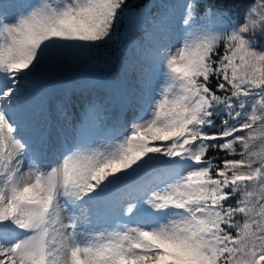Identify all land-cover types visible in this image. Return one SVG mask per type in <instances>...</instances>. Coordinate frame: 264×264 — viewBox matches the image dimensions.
Here are the masks:
<instances>
[{"label": "snow or ice", "instance_id": "obj_1", "mask_svg": "<svg viewBox=\"0 0 264 264\" xmlns=\"http://www.w3.org/2000/svg\"><path fill=\"white\" fill-rule=\"evenodd\" d=\"M7 4L0 264H264V0L243 22L202 0L146 14L129 0H32L13 16ZM125 20L133 49L155 53L156 87L133 92L139 112L111 139L46 161L22 98L45 72L99 54Z\"/></svg>", "mask_w": 264, "mask_h": 264}, {"label": "rangeland", "instance_id": "obj_2", "mask_svg": "<svg viewBox=\"0 0 264 264\" xmlns=\"http://www.w3.org/2000/svg\"><path fill=\"white\" fill-rule=\"evenodd\" d=\"M32 0H6L8 13L10 16L17 14L20 11L21 5H26L31 3ZM184 3V0H175L172 5H175L176 9L179 10L180 5ZM12 5L14 7H12ZM134 23V22H132ZM134 39V38H133ZM168 38L166 37L165 40ZM135 42L139 44V39L135 38ZM174 42V41H173ZM133 44V40L131 41ZM132 48V47H131ZM133 49V48H132ZM134 53H130V57H128L124 65L131 59L136 61V69L135 74L129 69L127 76L125 77L124 72H122V76L119 80L121 86L116 90L115 81L110 75H102L99 65H102V60L99 57V54L94 57L78 59L75 62L70 64L61 66L59 68H55L53 70L45 72L42 79L37 81L35 85L30 89L29 96L31 97L30 104L26 109V112L22 114L23 121H28L30 124L28 126V131L30 134L35 133V145L39 146V151L42 152L46 161H51L59 157L62 148H67L69 144L76 143L77 136L79 131H83L84 134L80 135L81 139L84 138H93L96 140L97 144L101 142H106L111 139L112 136L102 135L99 131L96 132L95 119L102 112V109L98 111H92V119L83 121L82 117L78 119L75 123H70V125L81 124L73 130H67L63 125L64 118L67 119L66 111V103L61 105L60 103H56L55 106L47 103L46 109L41 114L39 119L36 118L37 108H42L45 99L47 98L46 94L42 95V100L39 103L38 98L41 95V91L52 88L53 94L58 86H65L70 84H76L84 87L82 89L83 92L86 93V96L83 97L85 101H91V95L88 93V87L92 86V83L97 85V87L104 89L106 86H110L112 88V92L109 94L111 99L107 102L108 110H111L110 114H114L115 109L112 108L113 96L115 95L118 98V101H124L125 105L130 106L129 110L131 112V117H129L128 122L130 123L133 118L139 112L138 107L133 98V92L138 91L139 88L146 87L149 91L152 88H155L157 85V81L159 79V70L155 61V53L147 50V47L144 51H140L139 49ZM88 84V85H87ZM81 89L80 87H77ZM47 93V92H45ZM77 101H79L82 97L79 95H75ZM96 100V99H95ZM131 102L130 104H128ZM20 102V107H21ZM56 113V120L51 124L48 120V111L54 109ZM79 111V109H76ZM82 112H85L83 110ZM91 117V113L86 112L83 114V118ZM100 122V121H97Z\"/></svg>", "mask_w": 264, "mask_h": 264}, {"label": "trees", "instance_id": "obj_3", "mask_svg": "<svg viewBox=\"0 0 264 264\" xmlns=\"http://www.w3.org/2000/svg\"><path fill=\"white\" fill-rule=\"evenodd\" d=\"M150 0H129V4L134 6L135 9L141 10V7L144 4L148 3ZM171 0H155V5L157 10L164 3H168ZM224 4L226 3L229 15H237L239 18H242L245 12L248 9V6L252 3V0H202V4L212 5V4ZM145 7V6H144ZM143 9V8H142ZM119 35L117 38H114L112 42L106 45L100 50V58L102 60V65L105 64L107 60L108 64L112 62L113 65H116L123 55L122 52L127 51L128 48V38L123 33V26H118ZM107 64V65H108ZM104 69V67H103ZM219 121H217L218 123ZM210 155H215V153H209ZM221 155H223L221 153Z\"/></svg>", "mask_w": 264, "mask_h": 264}, {"label": "bare ground", "instance_id": "obj_4", "mask_svg": "<svg viewBox=\"0 0 264 264\" xmlns=\"http://www.w3.org/2000/svg\"><path fill=\"white\" fill-rule=\"evenodd\" d=\"M68 92H69V90L67 89L66 90V95H65L66 98L68 97V94H67ZM83 110H86L85 107H81V111H83ZM80 117H81L80 115L79 116H74L70 123H75L76 121H78V119Z\"/></svg>", "mask_w": 264, "mask_h": 264}, {"label": "water", "instance_id": "obj_5", "mask_svg": "<svg viewBox=\"0 0 264 264\" xmlns=\"http://www.w3.org/2000/svg\"><path fill=\"white\" fill-rule=\"evenodd\" d=\"M129 27H128V21L126 20V23H125V26H124V30H125V33L128 35L129 34V31H128Z\"/></svg>", "mask_w": 264, "mask_h": 264}]
</instances>
